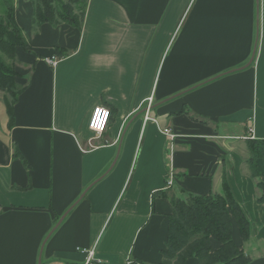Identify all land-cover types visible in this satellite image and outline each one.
Returning <instances> with one entry per match:
<instances>
[{"label":"crops","instance_id":"0c3cea01","mask_svg":"<svg viewBox=\"0 0 264 264\" xmlns=\"http://www.w3.org/2000/svg\"><path fill=\"white\" fill-rule=\"evenodd\" d=\"M32 12L15 0L29 52L15 53L11 122L0 91V264L80 260L78 247L158 264L172 206L152 194L170 174L180 199L226 179L253 225L243 241L233 224V241L264 264V187L244 168L246 139L264 140V0H87L80 30L35 28ZM96 106L111 113L98 138Z\"/></svg>","mask_w":264,"mask_h":264},{"label":"trees","instance_id":"16d2710c","mask_svg":"<svg viewBox=\"0 0 264 264\" xmlns=\"http://www.w3.org/2000/svg\"><path fill=\"white\" fill-rule=\"evenodd\" d=\"M1 1L0 91L6 95L4 101L11 122L12 105L20 93V88L15 84L18 77L14 70L15 53L17 49L29 52V46L22 30L15 23V0ZM86 1L32 0L31 23L35 28L43 24H66L80 30ZM54 55L62 58L65 52L56 49ZM245 146L248 157L244 161V168L251 179L258 180L256 187L260 190L264 187V140L246 139ZM152 197L168 199L172 206V212L167 216L165 249L161 252L158 264H185L190 258H194L196 264H249L245 253L233 241L232 225L235 224L243 241L250 238L253 225L233 197L226 179L223 180L220 194H187L184 199H180L169 187L154 192ZM257 200L264 203V195ZM213 242L217 244L215 249L212 248ZM131 263L144 264L137 260Z\"/></svg>","mask_w":264,"mask_h":264},{"label":"built area","instance_id":"2783aa9c","mask_svg":"<svg viewBox=\"0 0 264 264\" xmlns=\"http://www.w3.org/2000/svg\"><path fill=\"white\" fill-rule=\"evenodd\" d=\"M49 63L51 65H55L56 58H51L49 60ZM150 105H151V98H148L145 113H144V122L150 120L156 123V121L154 119H151L149 116ZM98 110H99V113H98ZM110 117H111L110 110L106 107L96 106L91 110L89 118H88V122H87V128L93 134L94 138H98L106 131L108 124H109ZM162 133L167 138V140L170 142V146L172 147L175 136L167 128L162 129ZM89 145L91 146L92 144L89 143ZM172 183H173V175L170 174L166 178L165 188H169L172 185ZM75 252L81 256L80 261H61V262H56V263H51V264H103L98 259L97 252L94 247H89V248H79L78 247L75 249Z\"/></svg>","mask_w":264,"mask_h":264},{"label":"rangeland","instance_id":"374dc122","mask_svg":"<svg viewBox=\"0 0 264 264\" xmlns=\"http://www.w3.org/2000/svg\"><path fill=\"white\" fill-rule=\"evenodd\" d=\"M15 4V3H14ZM2 6H3V4H2V1L0 0V10L2 9ZM18 78V77H17ZM15 84H16V86H17V88L19 89L20 88V84H19V82L15 79ZM15 86V85H14ZM16 88V89H17ZM4 93V92H3ZM6 96V95H5ZM248 140V139H247ZM243 251V250H242ZM96 252H97V250H96ZM132 259V258H131ZM81 260V259H80ZM80 260H75V261H80ZM132 261V260H131Z\"/></svg>","mask_w":264,"mask_h":264},{"label":"water","instance_id":"95a60500","mask_svg":"<svg viewBox=\"0 0 264 264\" xmlns=\"http://www.w3.org/2000/svg\"><path fill=\"white\" fill-rule=\"evenodd\" d=\"M252 60H253V57L249 60L248 65L252 62ZM64 216H65V214H64V215L58 220V222H57V224L55 225V227H57V226L61 223V221L63 220Z\"/></svg>","mask_w":264,"mask_h":264},{"label":"snow or ice","instance_id":"6c2138e0","mask_svg":"<svg viewBox=\"0 0 264 264\" xmlns=\"http://www.w3.org/2000/svg\"><path fill=\"white\" fill-rule=\"evenodd\" d=\"M98 113H99V110H98Z\"/></svg>","mask_w":264,"mask_h":264}]
</instances>
